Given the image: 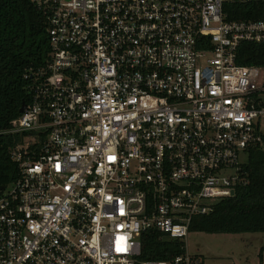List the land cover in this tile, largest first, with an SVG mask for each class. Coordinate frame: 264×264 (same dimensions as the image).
I'll use <instances>...</instances> for the list:
<instances>
[{"label": "built area", "instance_id": "2783aa9c", "mask_svg": "<svg viewBox=\"0 0 264 264\" xmlns=\"http://www.w3.org/2000/svg\"><path fill=\"white\" fill-rule=\"evenodd\" d=\"M45 65L1 135L17 178L0 191V264H200L184 241L196 216L243 183L264 146V19L225 6L264 0H36ZM234 196V194H233ZM183 243L140 261L142 235Z\"/></svg>", "mask_w": 264, "mask_h": 264}, {"label": "trees", "instance_id": "16d2710c", "mask_svg": "<svg viewBox=\"0 0 264 264\" xmlns=\"http://www.w3.org/2000/svg\"><path fill=\"white\" fill-rule=\"evenodd\" d=\"M35 1L0 0V131L19 116L22 102L28 103L29 80L24 76L42 68L48 58L46 18ZM225 12L229 20H262L264 4H228ZM240 51V65H264V44H244ZM22 137L0 134V187L17 178L9 153ZM241 168L244 181L235 187L234 196L217 201L209 214L194 217L190 232L264 236V146L249 149ZM141 242L140 261H169L183 253V243L155 231L144 233Z\"/></svg>", "mask_w": 264, "mask_h": 264}, {"label": "rangeland", "instance_id": "374dc122", "mask_svg": "<svg viewBox=\"0 0 264 264\" xmlns=\"http://www.w3.org/2000/svg\"><path fill=\"white\" fill-rule=\"evenodd\" d=\"M244 155L241 163H246ZM185 252L200 264H264L262 233L204 234L190 232Z\"/></svg>", "mask_w": 264, "mask_h": 264}, {"label": "water", "instance_id": "95a60500", "mask_svg": "<svg viewBox=\"0 0 264 264\" xmlns=\"http://www.w3.org/2000/svg\"><path fill=\"white\" fill-rule=\"evenodd\" d=\"M24 109H25V102H22L21 107L19 108V111H18L19 114H21L24 111ZM3 189H4V186H1L0 191H2ZM233 194H234V192L231 191L230 196H233Z\"/></svg>", "mask_w": 264, "mask_h": 264}]
</instances>
